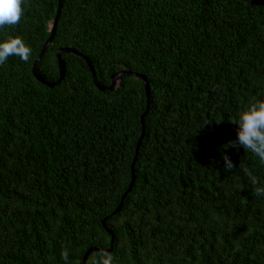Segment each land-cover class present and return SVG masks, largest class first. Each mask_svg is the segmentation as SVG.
Masks as SVG:
<instances>
[{
    "label": "trees",
    "instance_id": "16d2710c",
    "mask_svg": "<svg viewBox=\"0 0 264 264\" xmlns=\"http://www.w3.org/2000/svg\"><path fill=\"white\" fill-rule=\"evenodd\" d=\"M32 49L0 65V264H264V163L237 141L238 113L264 99V0H24ZM234 165L227 170L223 156ZM251 172L253 178L248 176Z\"/></svg>",
    "mask_w": 264,
    "mask_h": 264
},
{
    "label": "clouds",
    "instance_id": "9594fccd",
    "mask_svg": "<svg viewBox=\"0 0 264 264\" xmlns=\"http://www.w3.org/2000/svg\"><path fill=\"white\" fill-rule=\"evenodd\" d=\"M24 0H0V28L17 25L24 15ZM32 49L20 36H9L0 42V65L7 62L10 56H18L24 62L29 60ZM237 141L230 142V147H236L237 142L245 152H250L264 163V99H255L244 110L238 113L236 123ZM227 170L234 167L227 155L223 156ZM248 176L253 178L251 172ZM255 183V178H253ZM256 194L264 197V183L256 187ZM63 261L68 264L70 252L64 249L61 253ZM97 264H114V256L107 252H99Z\"/></svg>",
    "mask_w": 264,
    "mask_h": 264
},
{
    "label": "water",
    "instance_id": "95a60500",
    "mask_svg": "<svg viewBox=\"0 0 264 264\" xmlns=\"http://www.w3.org/2000/svg\"><path fill=\"white\" fill-rule=\"evenodd\" d=\"M62 7H63V0H58V9H57L56 17L54 19V23H53V27H52V30H51V34H50L48 40L46 41V43L44 44V46H43V48H42V50H41L38 58L35 60V62L33 64V67H32L33 76L39 82L47 85L48 87H52V86L58 85L64 79L65 73H66V63L62 59L61 56H62L63 53H72V54H75V55H77V56L85 59V61L87 62L88 66L90 68V71H91V74H92V78H93V82L96 85V87L98 89H100L101 91H106V90L113 91L114 88H115V86H116L117 81L119 79H121L122 77L136 76V77H138V78H140L142 80V82H143V84L145 86L146 97H147V100H148L147 107H146V111L141 115L142 132H141L140 138L138 139L135 157H134V160H133L132 165H131V169H132V179H131L130 185H129L128 189L126 190V192L123 194V196H122V198L120 200V203H119L118 207L115 209V211L110 216H108L105 219H103V221H102L103 226L112 235L111 247H110V249L106 250V251H111L112 250V246H113V241H114V234L106 226V221L108 219H110L113 215H115L116 213H118L121 210L127 194L132 190V188H133V186L135 184L136 176H135L134 165H135L136 158H137V155H138L139 147H140V145L142 143V140H143L144 134H145V127H144V125H145V117L147 116V114L149 112V109H150V102H149V100H150V95H151V85H150V82L148 81V79H147L146 76H144L142 74H139V73H134V72H131V71H125V70H123V71H118V72H116V73H114L112 75V77H111V84L109 86H103L98 81L96 69H95V66H94L93 62L87 56H84L81 53H79V52H77V51H75L73 49H68V48H61L56 53V56L58 58V66H59V78L56 81L47 82L38 73L37 66L41 62V60H42L45 52L47 51V49L49 48V46L51 45V43H52V41L54 39V36H55V33H56V29H57V25H58V21H59L61 12H62ZM94 249L95 248L88 249V251L84 255L82 264H85L86 263V261L88 259V256L90 255V253Z\"/></svg>",
    "mask_w": 264,
    "mask_h": 264
}]
</instances>
